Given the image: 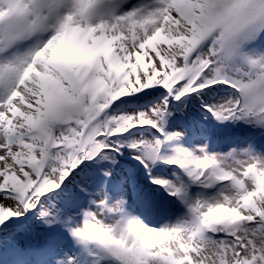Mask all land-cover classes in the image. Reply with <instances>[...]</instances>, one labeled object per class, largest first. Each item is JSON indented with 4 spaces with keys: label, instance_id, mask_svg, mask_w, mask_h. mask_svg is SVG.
<instances>
[{
    "label": "snow or ice",
    "instance_id": "1",
    "mask_svg": "<svg viewBox=\"0 0 264 264\" xmlns=\"http://www.w3.org/2000/svg\"><path fill=\"white\" fill-rule=\"evenodd\" d=\"M0 264H264V0H0Z\"/></svg>",
    "mask_w": 264,
    "mask_h": 264
}]
</instances>
